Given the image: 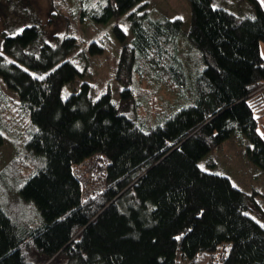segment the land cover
I'll return each mask as SVG.
<instances>
[{
  "label": "trees",
  "instance_id": "trees-1",
  "mask_svg": "<svg viewBox=\"0 0 264 264\" xmlns=\"http://www.w3.org/2000/svg\"><path fill=\"white\" fill-rule=\"evenodd\" d=\"M187 1L185 40L199 65L192 78L177 49L182 19L153 15L146 0H100L80 13L95 23L123 16L128 24L129 43L113 29L122 43L120 105L145 72L177 93L179 106L150 126L124 114L109 89L92 99L83 81L64 92L82 77L69 58L74 37L51 45L36 24L3 36L0 80L29 128L19 154L26 173L14 160L13 170H0V264H176L179 256L198 264L201 254L210 264H264V228L249 215L261 214L255 194L199 166L238 134L247 159L264 171L256 114L264 107V7L249 0L254 14L239 16L212 0ZM101 52L91 41L85 53ZM100 154L105 188L83 200L72 168ZM5 175L16 202L2 187Z\"/></svg>",
  "mask_w": 264,
  "mask_h": 264
},
{
  "label": "rangeland",
  "instance_id": "rangeland-1",
  "mask_svg": "<svg viewBox=\"0 0 264 264\" xmlns=\"http://www.w3.org/2000/svg\"><path fill=\"white\" fill-rule=\"evenodd\" d=\"M147 9L155 16L163 15L168 18H180L183 21L181 35L177 43L178 54L186 65L187 75L192 78L195 70L199 69L196 52L189 47L185 35L190 25V9L187 0H146ZM264 7V0H258ZM100 0H0V50L4 35L20 31L24 26L36 24L41 27L47 43L55 45L64 36H72L76 40V47L69 58L82 72V77L76 78L64 86V92H75L81 82L90 86V97L96 99L109 89L113 103L120 110L150 126L159 122L162 117L176 109L181 100L175 91L168 86L157 83L148 72L143 76L136 75L133 85V96L124 105H120V91L122 85L115 79L122 43L114 34V26L118 25L129 43L132 35L123 16L110 18L104 23L91 22L81 11L96 7ZM213 7H222L239 16H251L254 7L249 0H212ZM98 9V8H97ZM95 42L102 48L100 54H88L86 48L89 42ZM264 59V43L259 45ZM85 54V55H84ZM258 115L257 132L264 138V107ZM0 127L3 132V143L0 145V170H13L12 161H17L21 169V156L25 131L29 128L25 109L19 104L16 95L7 90L0 80ZM247 141L242 135L235 134L218 147L210 150L199 162V166L206 171L223 174L232 183L247 193H254L259 204L261 214L249 215L264 228V171L250 162L245 155ZM18 174L20 171L16 169ZM12 173V172H11ZM3 189L10 200L16 202L14 183H9L10 176ZM1 189V190H3ZM210 255L201 254L198 264H210ZM176 264H185L182 257H178ZM213 264V263H212Z\"/></svg>",
  "mask_w": 264,
  "mask_h": 264
},
{
  "label": "built area",
  "instance_id": "built-area-1",
  "mask_svg": "<svg viewBox=\"0 0 264 264\" xmlns=\"http://www.w3.org/2000/svg\"><path fill=\"white\" fill-rule=\"evenodd\" d=\"M107 157L104 154L92 155L80 165L73 166L72 172L78 180L81 189V198L84 200L105 188V172Z\"/></svg>",
  "mask_w": 264,
  "mask_h": 264
}]
</instances>
